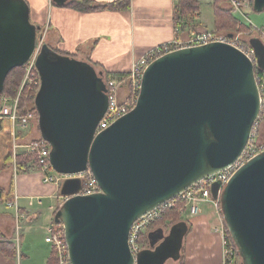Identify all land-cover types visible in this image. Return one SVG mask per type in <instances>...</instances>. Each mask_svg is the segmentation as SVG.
I'll return each mask as SVG.
<instances>
[{
	"label": "water",
	"instance_id": "water-1",
	"mask_svg": "<svg viewBox=\"0 0 264 264\" xmlns=\"http://www.w3.org/2000/svg\"><path fill=\"white\" fill-rule=\"evenodd\" d=\"M64 5L68 0H54ZM25 0H0V95L7 75L36 52L41 27ZM256 12L264 0H254ZM233 36V34H229ZM251 40V39H250ZM260 67L264 46L253 38ZM36 67L39 129L59 174L91 170L100 192L82 195L67 179L56 218L64 226L71 264H167L178 261L186 222L149 234V248L133 255L131 227L193 185L224 171L245 151L261 114L253 61L227 42L176 49L154 60L130 112L96 133L109 107L104 73L92 63L43 43ZM241 264H264V150L244 164L219 197Z\"/></svg>",
	"mask_w": 264,
	"mask_h": 264
},
{
	"label": "crops",
	"instance_id": "crops-1",
	"mask_svg": "<svg viewBox=\"0 0 264 264\" xmlns=\"http://www.w3.org/2000/svg\"><path fill=\"white\" fill-rule=\"evenodd\" d=\"M25 1L30 6L31 22L41 28L45 24L48 26L53 40V46L47 43L50 48L75 55L111 74L130 72L134 62L141 56L174 39L177 36L176 17L185 18L181 0H130L128 9L90 12L76 9L72 4L75 0H68L64 5H58L54 0ZM95 1L106 5L116 0ZM198 11L202 17L201 5ZM245 12L249 13L248 10ZM187 33L188 31H183V35ZM10 132L13 137L12 128ZM24 151L25 146L15 148V164L16 156ZM13 170L12 168L10 172ZM14 172L15 176L7 186L0 182V186L11 190L14 199L12 205H6V209L13 212L3 209L0 204V234L15 244L17 255L10 258L0 251V264H55L50 258L55 253L46 241L44 245L48 248L43 244H37L34 248L27 245V252H23L21 248L24 246L22 239L25 230L43 221L42 205L48 202L53 213L44 226L46 237L55 212L66 199L59 192L62 184L44 183L38 170L18 171L16 166ZM213 198L211 196L197 201V212L190 215L187 221L184 220L189 230L183 239L186 264L226 262V247L221 232L223 221L218 214L217 201ZM209 203L213 204L214 209L207 207L209 211L203 213L202 205L207 206Z\"/></svg>",
	"mask_w": 264,
	"mask_h": 264
},
{
	"label": "built area",
	"instance_id": "built-area-1",
	"mask_svg": "<svg viewBox=\"0 0 264 264\" xmlns=\"http://www.w3.org/2000/svg\"><path fill=\"white\" fill-rule=\"evenodd\" d=\"M180 1V0H175ZM232 3L237 8L240 4V1L232 0ZM186 18L180 17L181 20H185ZM176 32L177 36L168 41L164 42L163 44L158 45L157 47L153 48L145 55L141 56L137 61L134 62V65L130 72L123 74L122 76H109L105 77V85L107 88V94L109 98V107L102 118L100 123H98L96 133L101 132L102 130L108 128L112 123H114L120 117L126 115L128 112L133 109L137 103L139 93L141 90L142 78L144 73L154 60L159 58L160 56L167 54L171 51L176 49L184 48V47H192V46H200L204 44H208L210 42L221 41L227 42L229 44L234 45L238 49L245 53L254 63L256 80L260 92L261 97V114L258 117L257 121L252 129L251 139L247 144L245 151L240 155V157L228 168L224 171H221L215 175H212L203 181L199 182L196 185H193L187 191L182 193L179 197L170 200L163 205L156 208L154 211H151L145 216H142L137 221L134 222L133 226L130 228V236L129 241L131 250L133 251V255L136 256L140 251L144 248L141 239L142 235L146 232L149 227L154 221L162 218L163 214L166 210L173 208L179 202H183L181 210H190V212L195 214L197 212L196 202L201 200H206L211 198L212 196V185L215 183H220L219 189V197L229 183L232 176L238 171L244 164L248 161L253 159V157H257V155L264 150V146L259 143V125L262 123L261 121L264 120V67L258 66V59L256 56L255 49L247 42L244 43L243 40H240V35L234 34L233 36L223 35L220 36L217 33L211 32H196L193 29L189 30L187 36L183 38V30L181 29L180 25H177ZM261 41L264 43V33L260 36ZM38 47V46H37ZM36 47V48H37ZM41 50V46L39 49H36L35 54L32 58L28 61V63L24 66L25 68L28 67V70L36 69V60L37 56L39 55ZM39 72L37 70V76L34 82L36 93L39 91V87L41 86V79ZM129 86L130 91L128 96H126L123 100H120V93L122 87ZM0 120H10L12 123V132H13V142L15 148L19 147L18 139L20 138V131L37 127L39 125V114L37 110L34 112L27 111L20 113L19 112V98L17 99L3 95L0 98ZM26 147L27 154L34 156L35 158V167L39 172H41L43 177V182L46 184H62L65 180L69 178H79L82 182H84V187L81 190L80 194L82 195H90L93 193L100 192V186L98 181L94 177L91 170H87L78 175L73 176H66L59 174L56 172L51 166L50 161V152L51 146L50 144L39 138L34 139L32 142L27 143L26 145H20ZM12 205V203H9ZM219 204V201H217ZM225 232V229L222 230ZM46 243L51 246L52 251L56 254V258L58 259V264H71L68 251V246L66 244L65 239V231L64 226L59 225L55 227L51 225L49 230L47 231L45 237Z\"/></svg>",
	"mask_w": 264,
	"mask_h": 264
},
{
	"label": "rangeland",
	"instance_id": "rangeland-1",
	"mask_svg": "<svg viewBox=\"0 0 264 264\" xmlns=\"http://www.w3.org/2000/svg\"><path fill=\"white\" fill-rule=\"evenodd\" d=\"M240 1V4L238 5L239 7L237 8L236 6L233 5L232 0H197V5L198 7L193 10L192 12H190L189 16L186 17V20L189 19V25H191V27L189 29H193L196 32H211V33H217L220 36L223 35H228L229 34H236V35H240V40H243L244 43L249 42L248 39H250L251 37L254 38L256 36L260 37L263 35L264 33V11L262 12H256L253 8V3L254 0H237ZM219 4L222 9L224 8V10L227 9H231L232 10V14H234L237 19L239 20V23L235 24V26L231 27V28H225L224 30H218V27L216 25V15L215 14V5ZM202 6V17H200V11L199 10V6ZM245 10H248L249 13L247 14L245 12ZM198 11V12H197ZM177 25H180V22L177 23ZM206 26V27H205ZM230 27V26H229ZM209 28V29H206ZM230 32V33H229ZM38 40H37V45H38V49L43 43H53V40L51 39V34L48 30V26L45 24V26H43L41 28V30L38 32ZM187 36V34L183 35V38H185ZM163 44V43H162ZM52 45V44H51ZM53 46V45H52ZM58 51V50H56ZM60 53H62L61 51H58ZM65 54V53H63ZM68 55V54H67ZM70 55V54H69ZM68 55V56H69ZM23 68L21 70V72L18 70L17 73H15L14 77L12 80L16 79V77L18 79H20V83L16 86L17 87V92L15 93V97L18 99H20L19 102V112L23 113V112H27V111H32L34 112L36 109L35 106V97H36V89L34 88V82L36 79V74H37V70L34 68L32 70H28V67H20ZM96 69L98 71H101V68L96 67ZM124 91L120 93V100H123L126 96H128L130 88L129 86L123 87ZM8 96V95H6ZM123 96V97H122ZM12 97V96H9ZM12 97V98H15ZM1 102V100H0ZM10 121V120H8ZM262 123L259 125V143L263 144L264 143V120L261 121ZM11 123V121H10ZM12 123H11V127L10 130L12 128ZM35 126V125H34ZM32 127V128H28L25 130L20 131V138L17 140L19 145H26L27 143L32 142L34 139H39L40 138V130L39 127ZM13 129V128H12ZM14 142H13V154L15 153V146H14ZM26 150V147H25ZM27 152L24 151L22 154H26ZM28 155V154H27ZM16 168V164L13 163V169L15 170ZM12 168H8V166H6L2 161L0 162V182L3 185H8L12 180V177L15 176V172L13 170V172L11 173L10 171L12 170ZM18 171H20L18 169ZM65 201V199H64ZM63 201V202H64ZM62 202V203H63ZM10 203V202H9ZM2 205V208L6 209V205L7 203H0ZM48 202L44 205H42V210H43V221H41L38 225H35L33 227H31L30 229L25 230L24 232V236L22 239V244L24 246H22V251L23 252H27L28 248L27 245H29L31 248L36 247L35 245L37 244H43L45 243V228L44 226L47 224L49 217H51L53 211L51 209H49L48 206ZM212 203L208 204L206 206V204L202 205V209H203V213H206L207 211H209L207 209V207H212ZM217 210H218V214L221 216V219L223 221V225L221 230L225 229V232H222L223 238H224V245L226 247V257H227V250H228V238H226V235L228 236V229L226 227L224 218L222 216V212L220 209V205L217 204ZM61 206V205H60ZM176 208V206H174L173 208H170L168 210L165 211V213L163 214L162 218L154 221L149 227H147L148 229L146 230V232L142 235V239L141 242L144 246V248L149 247V243H147V240H149L147 238L148 233L150 231H153L154 228H158V227H162L164 228L165 233L167 234L170 230V226H172L173 224H175L176 222V218H178V220L181 222V220H185L187 221L188 217L191 215H193L190 210H181V208L179 209V217L178 216H169L167 217V213L174 211ZM13 209V208H12ZM212 209H214L212 207ZM7 211H11L12 210H7ZM158 224L156 227H154V224ZM152 226L154 228H152ZM49 245V244H48ZM45 248H48L47 245H44ZM30 248V249H31ZM185 250H183V255L181 257V259L179 261H174V260H169L167 262V264H186V260H185ZM183 258V259H182ZM242 260H238L237 264H241Z\"/></svg>",
	"mask_w": 264,
	"mask_h": 264
},
{
	"label": "trees",
	"instance_id": "trees-1",
	"mask_svg": "<svg viewBox=\"0 0 264 264\" xmlns=\"http://www.w3.org/2000/svg\"><path fill=\"white\" fill-rule=\"evenodd\" d=\"M224 1V0H223ZM181 8H182V14L184 16L190 14V12H192L193 10H195L198 5H197V0H181ZM72 4L74 5V7L80 11H84V12H90V11H98V10H123V9H128L130 7V0H116L114 2L111 3H107L105 4H99L97 3L95 0H75L74 2H72ZM232 10L231 9H222V7L217 4L215 5V14L216 15V25L218 27V30H224L225 28H231L233 26H235V24L239 23V20L237 19V17L232 14ZM189 18V16H188ZM180 22V26L181 29L183 31H189L191 25H189V19H185V20H181L179 17H176V24ZM230 26V27H229ZM230 33V32H229ZM232 34V33H231ZM254 38H257L260 40L261 45L264 46V43L261 41L260 37L256 36ZM251 40L253 39L252 37L250 38ZM249 40V44L252 46V41ZM58 52V51H56ZM60 53V52H58ZM63 54V53H60ZM67 55V54H66ZM74 56L75 55H71ZM23 68H15L13 69L8 75H7V79L5 82V88H4V92L0 95V98L3 95H8V96H12L15 97V93L17 92V85L20 83V79H18L16 77V79L12 80L15 73H17V71L19 70L21 72ZM101 72L104 73V76L107 78L109 76H122L123 74L126 73H118V74H111L108 72H105L104 70H101ZM39 126V125H38ZM10 127H11V123L8 120H0V162L2 161L6 166L9 167H13V163H14V155H13V137L12 134L10 132ZM40 130V129H39ZM41 135V134H40ZM41 139L42 136H40ZM264 146V145H263ZM35 158L34 156L28 154H18L16 156V166L18 167V169L20 171L25 170L26 172H30V171H34L37 170V168L35 167ZM66 181V180H65ZM64 181V182H65ZM64 182H62V186L64 184ZM82 182V181H81ZM61 186V188H62ZM84 187V182H82V187L81 190ZM81 190H79L81 192ZM61 193V191H59ZM79 192V193H80ZM12 192L11 190H7L5 188H3L2 186H0V201L1 202H5V203H9L12 202L13 196H12ZM183 202H179L176 205V208L174 211L167 213V217L169 216H178L179 217V209L182 207ZM61 206L58 207L57 211L59 210ZM57 211L55 212V216L57 214ZM56 217H53L54 221L53 224L55 227L59 226L60 224L57 222V219H55ZM181 222H184V220H181ZM178 218H176V222L175 224H173L172 226L181 223ZM160 224V223H158ZM157 223L154 224L153 226L156 227L158 225ZM152 226V228H154ZM162 229L164 230V228L162 227H158V228H154L153 231H150L148 233L147 238L149 239V234L151 232H154L156 230ZM171 229V226H170ZM189 231V230H188ZM165 232V231H164ZM228 236L226 235V238H228V250H227V257H226V262L224 264H237L238 260H242L238 251H237V247L235 246V244L233 243V240L230 238V234L227 231ZM188 234V232H187ZM186 234V235H187ZM147 243H149V241L147 240ZM0 251H2L6 256L10 257V258H14L17 255V248L15 247V244L6 240L4 237H2V235L0 234ZM183 247H182V251H181V255L179 260L181 259L182 255H183ZM55 264H58V259L56 258V255L53 254L52 257H50ZM183 259V258H182ZM178 260V261H179Z\"/></svg>",
	"mask_w": 264,
	"mask_h": 264
},
{
	"label": "flooded vegetation",
	"instance_id": "flooded-vegetation-1",
	"mask_svg": "<svg viewBox=\"0 0 264 264\" xmlns=\"http://www.w3.org/2000/svg\"><path fill=\"white\" fill-rule=\"evenodd\" d=\"M150 247V246H149ZM149 247H147V248H149Z\"/></svg>",
	"mask_w": 264,
	"mask_h": 264
}]
</instances>
